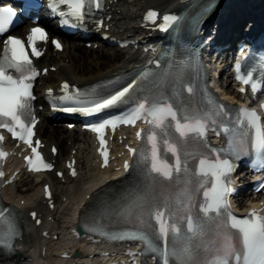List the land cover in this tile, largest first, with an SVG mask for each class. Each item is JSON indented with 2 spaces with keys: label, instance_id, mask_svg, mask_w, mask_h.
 Masks as SVG:
<instances>
[{
  "label": "snow or ice",
  "instance_id": "snow-or-ice-1",
  "mask_svg": "<svg viewBox=\"0 0 264 264\" xmlns=\"http://www.w3.org/2000/svg\"><path fill=\"white\" fill-rule=\"evenodd\" d=\"M61 5L66 6L67 11H61L59 14L77 22H83L93 6L96 8L101 7L100 0H49V7L53 11H57ZM156 15L155 12L149 11L146 18H152ZM14 16L15 13L11 8H0V33L7 30V26ZM163 20L164 24L160 26L162 31L167 30L177 18L175 16H164ZM62 22L67 23L68 21L64 20ZM46 40L47 35L43 29L34 27L30 30L27 43L28 47L31 48L32 56L39 57L41 55L37 43ZM52 43L60 48L57 41H52ZM36 75V70L25 49L24 42L19 38L8 37L4 41L3 53L0 54V128H6L14 138L22 140L29 146H31L30 137L33 132L31 125L25 121L24 116L29 110V101L32 98L29 81L34 79ZM149 75L150 73H145L142 79H147ZM135 85L136 82L129 84L107 98L90 101V107L68 108L65 110L80 111L86 115L99 113L129 99V94L134 90ZM67 87V84L63 85V88ZM261 107L264 108V105ZM142 117L146 119L149 125L153 126V129H160L159 135L161 136L166 135V129L169 127L166 121L169 118L176 121L174 127L175 132L178 134L177 141L169 143L164 140L167 150L177 156L175 166L170 167L160 159L157 146L158 134L152 131V134L148 135V141L152 145L149 171L157 173L165 179H171L173 171L176 173L183 171L178 156L179 138L187 137L189 133H196L203 137L205 117L197 114L194 116L185 115L179 118L173 105L167 103L153 104L145 101L138 103L137 108L124 117L120 123L131 124ZM181 119L184 122H181ZM260 119L255 111L240 110L237 130L230 132L229 150L233 154H248L250 150L259 157L261 163H264V127L261 126ZM32 123H34V120ZM108 126L114 128L116 124L112 121H106L94 127L92 131L100 133L102 129ZM17 129H19V132ZM140 136L141 133L138 132L137 137L140 138ZM98 139L103 148L105 141L99 136ZM0 140H3V137H0ZM36 143L39 145L38 141ZM32 151L35 163L32 159L26 157L30 171H41L52 167L50 164L43 162L36 148H33ZM135 151L129 149L130 154L135 153ZM5 155V153L0 152V158ZM101 155L105 157L106 164V151H102ZM148 159V157H142L138 163H145ZM206 163L204 159L200 161L201 174L207 175L210 172L213 181L212 188L204 192L206 206L202 208V211L205 216L210 211L219 213L221 209H224L226 213L221 222L214 229H211V238H209V233L205 230L204 225L192 217L187 218V232L191 235H185L174 221L169 222L170 213L166 210H157L152 214L155 226L151 223L146 224L142 217H137V231L111 235L108 238L112 240L132 239L143 242L147 250L157 253L161 257L159 264H169V258L173 256L176 257L178 264H264V216L259 215L256 210L250 211L244 218H237L228 212L226 196L231 189L224 183L222 178L226 177L227 173L231 171V165L227 160H219L204 168L203 166ZM129 167L130 165L126 161L124 170L127 172ZM73 175H75L74 172ZM45 194H48L47 188H45ZM7 211V209L0 211V247L10 250L11 240L16 229L14 223L4 216V212ZM145 228L151 229V236L149 232L144 230ZM152 237L162 241L164 246L154 245ZM181 237L184 239L183 247L180 251H175V244ZM169 244L173 246L172 249L168 247Z\"/></svg>",
  "mask_w": 264,
  "mask_h": 264
},
{
  "label": "bare ground",
  "instance_id": "bare-ground-1",
  "mask_svg": "<svg viewBox=\"0 0 264 264\" xmlns=\"http://www.w3.org/2000/svg\"><path fill=\"white\" fill-rule=\"evenodd\" d=\"M184 0H107V15L111 16L108 26L117 37L128 38L131 34L137 33V17L141 10L146 8H157L161 12L176 8ZM240 2L237 0H225L218 8L219 12L226 14L228 17V31L224 37L230 38V33L236 31L237 24L232 13L233 7ZM264 11V6L261 8ZM253 11V10H252ZM257 19V17L255 16ZM261 22V19L258 18ZM109 33V32H107ZM65 47L62 53H54L47 45L45 47V55L39 60L40 67L49 68L56 67L55 72H49L46 77L41 79L42 86H38L37 91L42 92L43 86L59 84L62 81H68L73 84L86 85L98 80L110 77L132 66V63L139 57L138 51L129 49L111 48L106 51V46L100 45L96 51L93 47L86 49L75 38L64 42ZM89 54L96 58V63L91 71L89 68H82L79 62L83 61V56ZM125 54L126 58L119 64L117 61ZM58 55V56H57ZM112 64V65H109ZM227 90L218 89L222 95L235 97L229 90V82ZM41 122L37 126V134L46 144V150L50 145L58 148V153L51 160L57 168H61L64 161L74 158L77 164V176L75 179L61 183L57 181L52 173L43 175V181L40 177H23L24 186H29L24 191H18L17 184L8 186L3 189V200L5 203L11 204L20 215V223L22 225L21 239L14 245V257L4 259L0 257V264H104L100 259H88L87 256L94 254V248L87 246L85 243L74 240L70 234V230L75 228L79 206H84L86 212L98 211L89 208L90 205L85 204L86 199L92 197L95 193L105 192L114 188V176L102 177L108 170L101 171L98 164L95 163L93 150L90 145L88 136L81 133L78 129L68 131L62 130V125L56 124L48 120L46 113H40ZM50 183L56 201V209L47 211V207L41 202V186L42 183ZM59 195V198L56 196ZM250 202L256 199L249 198ZM35 210L43 219L40 228L49 231L48 239H41L39 228H35L29 221L28 213ZM54 235L59 236L58 241L51 238ZM51 246H57V255L51 253ZM45 247V248H44ZM43 248L45 254L42 256ZM66 252L76 257L70 259H61L59 254ZM111 252H114L112 250Z\"/></svg>",
  "mask_w": 264,
  "mask_h": 264
},
{
  "label": "rangeland",
  "instance_id": "rangeland-1",
  "mask_svg": "<svg viewBox=\"0 0 264 264\" xmlns=\"http://www.w3.org/2000/svg\"><path fill=\"white\" fill-rule=\"evenodd\" d=\"M83 45V47L84 48H86V46L84 45V44H82ZM86 49H88V48H86ZM110 50L111 48L110 47H106V51L107 50ZM97 49H93V51H96ZM108 52V51H107ZM85 55H82L83 56V61H81V62H79V64H80V66L84 69V68H89L91 71H94V68H92V66H94V64L96 63V61H98V60H96V58H94V57H92V56H90L89 54H86V53H84ZM58 56V55H57ZM126 58V55L125 54H123L122 56H121V59H119L118 61H117V64H119V63H121L124 59ZM95 62V63H94ZM99 62V61H98ZM94 63V64H93ZM109 65H112V64H109ZM227 81L225 80V79H222V81H219L218 82V87H219V89H221V90H224V89H226L227 88V85H228V83H226ZM229 90H231L232 91V89H231V87L229 86V88H228ZM227 90V89H226ZM230 93H232V92H230ZM233 94V93H232ZM62 130H63V132H64V130H65V126L64 125H62ZM69 131V130H68ZM18 191L20 192V191H24L25 190V188H26V186H24V184H20L18 187ZM50 251H51V253L52 254H54L55 256L57 255V246H51V248H50Z\"/></svg>",
  "mask_w": 264,
  "mask_h": 264
}]
</instances>
